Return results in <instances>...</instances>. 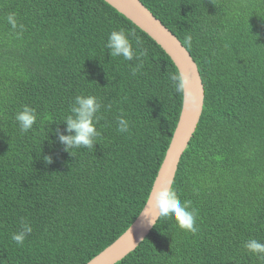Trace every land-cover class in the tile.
<instances>
[{
    "label": "trees",
    "instance_id": "16d2710c",
    "mask_svg": "<svg viewBox=\"0 0 264 264\" xmlns=\"http://www.w3.org/2000/svg\"><path fill=\"white\" fill-rule=\"evenodd\" d=\"M140 1L186 47L204 86L170 187L192 202L198 231L159 218L115 264H264L243 247L264 243V0ZM13 13L22 29L8 23ZM120 29L146 53L135 75L138 61L105 47ZM177 72L104 0H0V264H85L128 228L175 129ZM77 95L101 103L100 136L70 154L55 131ZM24 105L37 120L21 134ZM121 116L128 133L117 131ZM22 219L33 231L18 246Z\"/></svg>",
    "mask_w": 264,
    "mask_h": 264
},
{
    "label": "water",
    "instance_id": "95a60500",
    "mask_svg": "<svg viewBox=\"0 0 264 264\" xmlns=\"http://www.w3.org/2000/svg\"><path fill=\"white\" fill-rule=\"evenodd\" d=\"M104 1L151 37L170 57L178 72L188 77L189 84L186 93L182 94L175 129L141 211L122 234L85 264H115L133 251L150 232L153 224L147 218L158 216L151 196L153 194L154 197L155 191L163 184L171 187L180 157L196 129L204 104V86L195 61L161 20L140 0Z\"/></svg>",
    "mask_w": 264,
    "mask_h": 264
},
{
    "label": "clouds",
    "instance_id": "9594fccd",
    "mask_svg": "<svg viewBox=\"0 0 264 264\" xmlns=\"http://www.w3.org/2000/svg\"><path fill=\"white\" fill-rule=\"evenodd\" d=\"M7 21L13 30L17 29V27L23 28V25H18L14 13L8 15ZM190 39L191 37H187L188 41H190ZM105 47L109 50V55L111 57H122L126 61H132L134 59L138 61L136 67L132 69L133 75L143 66L141 57L146 53L140 52L137 54L133 50V45L123 29L111 31L108 35ZM170 79L173 81L177 93H186L189 79L184 73L177 72L175 74H170ZM101 107V103L98 102L95 96L77 95L74 98V101L70 105L69 114L61 121L66 125L64 132L67 134L59 132L58 129L55 131V135L59 142L64 145L65 151L71 154L70 150L72 149H79L82 147L88 149L94 148L96 140L100 136V132L97 130L96 125L100 119L97 114L100 112ZM15 120L21 134H24L31 130L36 123L37 113L35 109L28 105H24L22 110L15 114ZM129 130V122L122 116L118 117L117 131L119 133H128ZM44 159L47 163L52 162L50 157H45ZM151 197L154 199L153 207L158 211V216L155 219L147 218L150 224L155 225L156 220L159 218H168L174 220L177 227L183 231L191 233H196L198 231L196 227L197 213L196 210L191 207L192 202L190 200L181 201L177 192L173 188L168 187L167 184L161 185L160 188L155 191L154 197L153 194ZM32 231L33 228L31 224L24 222L22 219L20 230L13 233L11 239L15 241L18 246H23L27 236L30 235ZM243 247L252 255L264 258V243L253 238L245 241Z\"/></svg>",
    "mask_w": 264,
    "mask_h": 264
}]
</instances>
